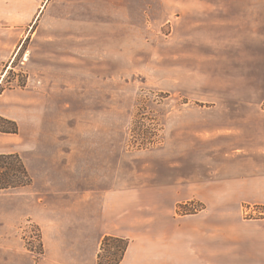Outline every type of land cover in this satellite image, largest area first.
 <instances>
[{
  "label": "crops",
  "instance_id": "crops-1",
  "mask_svg": "<svg viewBox=\"0 0 264 264\" xmlns=\"http://www.w3.org/2000/svg\"><path fill=\"white\" fill-rule=\"evenodd\" d=\"M97 1L0 0V21L29 20L36 8L26 6L46 5L39 33L90 36L83 13ZM110 5L125 29L140 19L130 0ZM229 100L196 157L188 163L179 146L161 174L124 172L121 148L92 130L1 132L0 153H18L31 183L0 190V264H97L105 235L128 240L118 264H264V216L244 215L246 205L264 206V108L258 96ZM192 201L201 208L179 210ZM27 219L40 253L24 241Z\"/></svg>",
  "mask_w": 264,
  "mask_h": 264
},
{
  "label": "rangeland",
  "instance_id": "rangeland-1",
  "mask_svg": "<svg viewBox=\"0 0 264 264\" xmlns=\"http://www.w3.org/2000/svg\"><path fill=\"white\" fill-rule=\"evenodd\" d=\"M119 1L85 7L90 36L39 33L46 5L26 6L36 8L29 20L0 21V115L23 132L92 130L121 148L124 172L161 174L179 146L188 163L196 157L229 99L258 96L264 108V0H130L140 19L129 29L104 10ZM255 206L246 218L264 216ZM34 245L39 252V237Z\"/></svg>",
  "mask_w": 264,
  "mask_h": 264
},
{
  "label": "trees",
  "instance_id": "trees-1",
  "mask_svg": "<svg viewBox=\"0 0 264 264\" xmlns=\"http://www.w3.org/2000/svg\"><path fill=\"white\" fill-rule=\"evenodd\" d=\"M0 132L17 133L16 121L0 115ZM30 183L31 177L19 154L16 152L0 153V190L26 186ZM127 244L128 240L125 238L105 235L100 244L97 264H118L123 257ZM104 252L109 254L105 261Z\"/></svg>",
  "mask_w": 264,
  "mask_h": 264
},
{
  "label": "built area",
  "instance_id": "built-area-1",
  "mask_svg": "<svg viewBox=\"0 0 264 264\" xmlns=\"http://www.w3.org/2000/svg\"><path fill=\"white\" fill-rule=\"evenodd\" d=\"M258 211L257 207L255 205H249L245 208L244 214L245 215H254ZM22 233H23V238L30 250L36 252L35 250V245L34 243L37 241L39 237V231L37 230L36 226H32L31 221H26V223L22 227ZM36 253H40L36 252Z\"/></svg>",
  "mask_w": 264,
  "mask_h": 264
}]
</instances>
